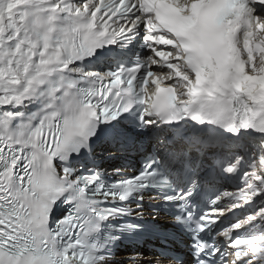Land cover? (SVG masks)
Instances as JSON below:
<instances>
[{"label":"snow or ice","instance_id":"obj_1","mask_svg":"<svg viewBox=\"0 0 264 264\" xmlns=\"http://www.w3.org/2000/svg\"><path fill=\"white\" fill-rule=\"evenodd\" d=\"M160 227L191 264H264V0H0V264H110Z\"/></svg>","mask_w":264,"mask_h":264},{"label":"bare ground","instance_id":"obj_2","mask_svg":"<svg viewBox=\"0 0 264 264\" xmlns=\"http://www.w3.org/2000/svg\"><path fill=\"white\" fill-rule=\"evenodd\" d=\"M110 155L114 156L116 158V153H109ZM115 158H108L107 161L109 162L110 160H114ZM137 253H139L140 251H135ZM129 253H123L121 255H119L120 258H125L128 257ZM156 260L158 264H172V260L168 261H164L162 259H160V257L157 255H152L151 253H140L139 256V264H153V262H150V260Z\"/></svg>","mask_w":264,"mask_h":264}]
</instances>
